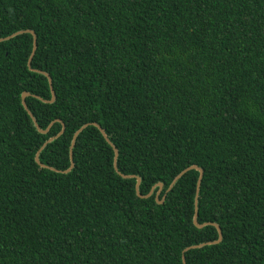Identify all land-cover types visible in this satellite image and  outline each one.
<instances>
[{"label": "trees", "instance_id": "trees-1", "mask_svg": "<svg viewBox=\"0 0 264 264\" xmlns=\"http://www.w3.org/2000/svg\"><path fill=\"white\" fill-rule=\"evenodd\" d=\"M0 264H264V0H0ZM28 110L40 134L23 108ZM37 96L42 100L33 97ZM58 120V122H57ZM117 168L141 179H123Z\"/></svg>", "mask_w": 264, "mask_h": 264}, {"label": "water", "instance_id": "water-1", "mask_svg": "<svg viewBox=\"0 0 264 264\" xmlns=\"http://www.w3.org/2000/svg\"><path fill=\"white\" fill-rule=\"evenodd\" d=\"M23 34H30L32 37H33V49H32V54L28 60V67L29 69L34 72V73H37V74H40V75H43L47 78L48 82H49V86H50V90H51V94H52V97H51V100L50 101H45V100H42L40 99L39 97L37 96H33L35 98H37L38 100H42L43 102L45 103H49V104H52L54 101H55V94L53 92V87H52V80L51 78L49 77V75L43 71H39V70H34V69H31V61L33 59V56L36 52V49H37V45H36V41H37V38H36V35L33 31H30V30H27V31H19V32H16L6 38H1L0 39V42H4V41H9L10 39H13L14 37H17V36H20V35H23ZM31 96L29 93H23L22 94V97H21V103H22V106L23 108L26 110V112L28 113V115L30 116V118L32 119L33 121V124L35 126V128L37 129V131L40 133V134H47L48 131L50 130L51 126L54 124L51 123L48 128L46 130H42L38 125H37V122L35 120V118L33 117L32 113L28 110L27 108V105H26V102H25V99L27 97ZM58 122V120H57ZM89 126H93L95 128H97L99 130V132L101 133V135L103 136V138L106 140V142L111 146V148L113 149L114 151V162H113V165H114V169L115 171L117 172V174H119L123 179H135L136 180V185H135V191H136V194L139 198H142V199H147V198H150L154 195V192L156 189L157 192L155 194V200L157 202V204H162L166 198V194L173 188V186L176 184V182L183 176L185 175L187 172L191 171V170H194V171H197L199 173V178H198V181H197V187H196V196H195V203H194V206H195V213H194V217H193V224L196 228L198 229H203L205 227H208V226H212L214 228H216L217 232H218V240L216 241H213V242H207V243H201V244H198V245H195V246H190L188 248H186L184 251H183V264H185V257H184V254L185 252L189 251V250H192V249H201V248H204L206 246H213V245H217L219 244L221 241H222V232H221V229L219 227V225L215 224V223H203V224H199L198 223V198H199V192H200V185H201V181H202V178H203V171L201 168H199L198 166H190L188 167L187 169H185L184 171H182L174 180L173 182L171 183L170 187L168 188L165 196H163V198L161 200H159V196L163 190V184L162 183H159L155 186L152 187V189L150 190L149 194L143 196L140 194V190H139V187H140V184H141V179L140 177L138 176H134V175H123L121 173H119L118 171V168H117V159H118V150L115 148V146L111 143V141L109 140V138L107 137L105 131L97 124V123H90V124H86L84 126H82L73 136V139L71 141V145H70V148H69V155H70V168L68 170H65V171H58L52 167H48V166H45L43 164L40 163L39 161V156H40V153L45 149V147L52 143L53 141L57 140L63 133H64V127H62V130L61 132L53 137V138H50L47 142H45L43 144V146L39 149V151L37 152V154L35 155V161L36 163L40 166V168L42 169H48L50 171H53V172H56V173H63V174H68L74 167V162H73V149H74V146H75V143H76V139L77 137Z\"/></svg>", "mask_w": 264, "mask_h": 264}]
</instances>
